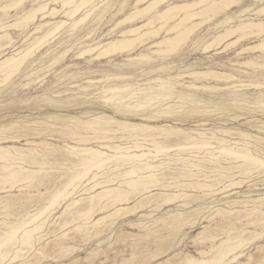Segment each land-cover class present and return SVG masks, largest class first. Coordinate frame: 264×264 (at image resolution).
Here are the masks:
<instances>
[{
	"label": "rangeland",
	"instance_id": "374dc122",
	"mask_svg": "<svg viewBox=\"0 0 264 264\" xmlns=\"http://www.w3.org/2000/svg\"><path fill=\"white\" fill-rule=\"evenodd\" d=\"M39 1L40 0H24L23 4H21L23 8L20 5L14 9L11 8L12 10L8 9L5 12L1 10L0 23L13 22L21 11H28L43 2L46 4L49 3L47 4L48 10L55 8L56 10H60V12L58 11L53 19L47 18V20H42L40 18L41 15H39L34 22L35 24L28 25L29 27L27 26V29L23 27L8 29L7 32L10 34L12 43L7 46L8 48H3L0 51V57H3V55H10L15 50L17 51L24 48V45L30 44L34 39V36L30 35L33 31V26L48 20L54 23L67 20L63 16L60 1L41 0L40 3ZM136 1L137 0H93L92 5H90L91 7H86L87 9L85 8L80 11L79 15L76 17L80 18L85 14L84 11L90 10L91 16L89 15L86 18L88 20L85 19L83 21L84 23L81 22L78 24L76 26L77 28L75 27L72 29V32L69 31V25L62 27L54 36L55 40L53 38L49 41L51 42L50 44L48 42L46 46H41L40 48L43 47L42 50L39 48V51L36 50L37 53H34L27 59L25 63L26 66H24L25 68L22 67L20 71L17 72L18 74L14 75L10 81L0 82V145L16 146L22 149L32 148L35 151L34 154L38 156L45 155L48 160V164L44 169L47 175L44 174L41 183L37 182L36 184L31 182L32 187L29 184L31 187L30 189L29 187H26V189L20 188V185H22V187L25 186V184L20 183L15 185L14 188L10 190V193H0V196H7L9 194L18 195L16 199H12L14 206L10 208L11 211L9 210L7 212L10 217L4 214L0 216V223H3L0 226L2 230H4L6 223L11 224L17 220H21L27 212L31 214L35 213L36 209L40 208L42 203L51 197L54 190L64 184L72 173L75 172L70 168L72 167L71 163H67V161L64 160L66 153H64L63 149L60 150V148H66V145L77 146V139L70 136V130H75L79 120L86 121L90 119V115L96 112H104V115L109 117V119L103 120L104 123H106L105 121L109 122L108 124H104V127L109 129L110 133L116 134L117 139L107 144H129V146H133L132 144L134 142H138L142 143L146 148H152L149 143L143 141V132L139 131L140 129L134 131L132 127H128L126 130L123 128L122 124L146 125L149 127H159L160 129L168 131H170V129H182L192 134V136L194 135L197 139H199V137L196 136V132H204L208 137V139L205 137L207 140H209L211 134H214L216 138L225 139L230 143L242 142L240 144H248L246 147L264 161V68L259 66L264 65V50L262 49L260 51L259 49H254L251 51H243V49L247 47L258 44L264 37L248 35L245 36L246 39L242 38L230 44L238 38L237 34H234L229 37L231 39L228 38V40L219 43L220 45L214 44L215 46L212 45L208 47L218 34L238 24L240 21L257 22L259 20H264V12H258V10L264 6V0H240L238 3L231 5L227 10L221 11V13L218 12L219 14L215 13L198 17L199 20L198 18L192 19L188 24L201 23L193 29L185 39L186 41L184 40V42L181 41L178 43L179 45L174 49L177 51L172 50L174 53L172 51L161 52L159 54L153 52L157 48L149 50L150 44L153 41L167 34L173 35V33H167L165 29H163L155 38L147 39L144 44L140 45L139 43H135L132 47L133 49L118 51L117 53L109 54L110 56H100L99 58L97 55L100 51L95 50L97 53L94 51V53L91 52L93 54L90 53V55L89 53H86L87 55L82 54L83 57L80 53L86 50L88 46L93 47L98 45V43L104 45L113 40L115 41L119 38L118 36L122 29L138 27L146 22L145 17L148 14L138 18V21L121 22L126 18L127 14L134 11ZM180 2L182 3L183 1L166 0L158 5L156 10H152V12L162 11L168 7L167 5L181 4ZM6 3L5 0H0V8ZM142 5L144 6L145 2L138 5V7L142 8ZM226 19L228 20L225 21ZM176 21L177 20H171L167 25H171ZM67 22L69 23L70 21ZM162 23L164 22L160 21L159 23L157 21L154 26L157 28ZM118 25H121V27ZM21 28L22 30H20ZM113 28H115V30H113ZM38 36H41V34ZM217 46L219 48H217ZM163 48L166 50L165 46H162V49ZM140 55L149 56V59L145 60L144 58V60H142ZM248 61H252L257 67L253 66V68H251V65H248V68L247 66L245 67L246 64L243 63ZM219 73L223 75V78H215V74ZM216 80L218 82H216ZM255 86L259 87L257 88ZM115 88H118L120 91L117 90L115 93L109 91L103 93V90ZM197 88L200 90L198 89V91ZM205 88H208L207 90L210 91L208 92ZM165 91L171 92L170 97H166V101L162 99L158 101L157 95L166 94ZM129 93H135V95L119 100L122 105L128 102H135L137 101V97H140L138 102L142 105L150 106V109H160L167 112L170 110V114H168L169 118L167 117L164 120V118L158 117L151 119H145L139 116L125 117L111 109L110 105H112V103L105 102L104 99V97H112L113 95L114 97H122ZM151 98L153 99L151 100ZM141 108L142 107H133L132 113L137 114L145 112V115H148L146 114L147 110L142 111L145 107L142 108V110ZM10 126L13 129H11ZM66 130L68 132H66ZM224 131H227L228 134L223 133ZM78 132L81 136H94L92 130L89 128H79ZM239 133L248 136L241 137ZM164 135L163 131L158 130L154 132L152 138H154L155 142H160L161 145L165 146H174L181 140L172 135H165L166 137ZM105 136L106 135L99 133L97 137L100 139L90 140L89 143H86L87 147L97 149L100 144H103L101 142L105 141V139L101 137ZM120 136H124V138L128 137V139H118ZM254 136H256V139ZM14 140L15 142H13ZM214 142V140H211L212 147L215 149L217 145ZM49 143L51 147L50 145H46ZM28 145L34 146L30 147ZM79 145L83 146L85 144L81 143ZM53 146L58 147L55 149ZM175 149L174 147L167 153L158 154V157L153 160L154 164L176 155ZM40 152H43V154ZM45 152L46 154H44ZM50 152H53V155L50 154ZM179 155L180 156L176 158L185 160L192 154L180 153ZM199 156L203 157L207 155L202 150ZM219 162L222 167L226 168L230 165H236V163L233 164V162L230 163V165L221 160H219ZM67 164H70V166H67ZM207 165L204 174H210L208 176L216 175V173L213 172L216 166L214 164L210 165V163ZM170 167L174 168L176 166L172 164ZM52 171L53 173H51ZM221 175L223 176L219 177L221 178L220 181L222 182V178H224V180L222 183L220 182V185H216V181L213 183L211 182L214 184V192L204 191L200 193L199 191L198 193V191L190 187L189 189H180V192L189 195V197L185 198L186 202L189 203L185 208L179 207L181 203L176 204L175 202L173 205L162 206L158 209H155L154 206H149L125 215H122L121 213L123 212H120L121 215L117 214L118 216L115 215L112 218L106 219L99 227L101 230L99 228H89L90 224L86 225V221L83 220V218H79L69 225L62 227L61 223L64 222L65 218V214H62V212L65 210L68 202L67 200H59L60 202L45 215L47 218L43 217L44 219L42 221H44V226L40 233V235H42V240L39 243L40 245H36V247L33 248L34 250H24L22 257L12 262V264H22L23 262V264H182L179 262H184L183 259H185V255L186 257H193L194 259L201 260L202 257L198 252L207 251L211 244H213V241L214 243L219 242L218 239L224 238L226 236H224V234H227L228 231L235 232L233 230L234 228H236L235 230H237V232L241 229H246L247 231L254 229L253 225L247 224L245 219H242L241 222L236 220L232 221L234 222L233 224H228L225 221V219H228V214H216V212H214L215 209L221 208L222 211L225 210V212L251 209L252 206L257 205V203L251 200L262 197L264 194V175L262 174L258 175V173L254 171L248 176H235V178L233 177L234 182L241 180V184L225 190L224 187L230 183L228 181L231 178H228L229 173L227 170H223ZM202 177V175H197L192 179V182L211 184L208 179ZM196 178L199 179L197 180ZM203 179H205L204 182L201 181ZM185 181L186 180L180 178L177 180L176 184L187 183V181ZM168 183L173 186L171 181H168ZM85 184L86 182L84 185ZM229 189H231V191ZM170 190L176 191V189H158L150 192V194L169 193ZM235 192L236 194H233ZM81 193L82 191L77 192L75 196ZM226 196L229 197L227 198ZM38 197H40V199ZM80 197H85V195ZM233 200H240L244 203L230 206L232 203L228 202ZM134 203L135 198L131 200L128 206L119 205L103 212H97L92 216V220H97L119 208L131 207ZM22 205L25 206L21 208ZM244 206L245 208H243ZM261 209L264 211V205ZM177 213H180L183 217L178 223L172 225L171 221H173V218L170 216ZM142 214H146L147 216H140ZM214 214H216V216ZM213 215L216 218H213ZM60 216L63 217L61 218ZM230 216L235 218L237 214ZM240 216H244V213L240 214ZM156 219H159V221L155 222ZM201 221H203V223ZM207 221L211 222L209 223ZM195 224L196 226H194ZM76 226H81V229L75 231L74 228ZM181 228L182 230H180ZM217 229H221V232ZM201 232H203L204 235H200ZM257 232L259 233L260 231ZM205 235H213L215 240L212 242L209 240L204 241ZM261 236L257 238L258 240L255 239L250 242L249 245H246L241 250L239 258L233 264H264V233L261 234ZM174 254L176 257H173Z\"/></svg>",
	"mask_w": 264,
	"mask_h": 264
},
{
	"label": "bare ground",
	"instance_id": "6f19581e",
	"mask_svg": "<svg viewBox=\"0 0 264 264\" xmlns=\"http://www.w3.org/2000/svg\"><path fill=\"white\" fill-rule=\"evenodd\" d=\"M5 1L7 3L0 8V12H1V10L3 12H5L6 10L11 9V8L12 9L17 8L18 6L23 4L24 0H5ZM40 1H39V3H40ZM58 1L61 2L62 10H63V16L67 20L66 21H59V22H55V23L50 22L48 20L46 22H43V23H40L38 25L33 26V31L30 33V35L34 36L33 37L34 39L31 41L30 44L24 45L25 47L22 48L21 50H17V51L15 50L14 52L12 51L13 53L10 55H6V56L3 55V57H0V82H6L8 80L10 81V79L14 75L18 74L17 72L20 71V69L22 67L26 66L25 63H26L27 59L30 58V56H32L34 53H37L36 50H38L41 46H46V44L54 38V36L58 32V30L60 31V29L62 27L69 25L70 29L69 28L68 29L70 32H72L73 31L72 29L75 28L81 22H83L90 15V12H91L90 10L86 11V12L84 11L85 14L82 17L76 18L79 15L80 11L84 10L86 7L92 5V3H93V0H58ZM165 1L166 0H137L135 2V5H134L135 6L134 11L131 12L130 14H127L126 18H124V20H122L121 22L123 23V21L137 20L141 16H143V15L146 16L148 14L145 17L146 22L144 24H142L141 26H138V27H131V28L124 29V30L122 28H120V29H122V31H120V35L118 36L119 38L116 39L115 41L113 40V41H111L107 44H104V45H100V43H98V45L93 46V47L88 46L86 48V50H84L80 54L85 55L86 53H89V55H90L91 52L94 53L95 50H99L100 52L97 55L99 58L100 56H106L109 54H113L115 52L117 53L118 51L130 50V49H133L132 47L134 46L135 43H139L140 45H142L147 41V39H150V38L152 39L153 37L155 38V36H157L159 34V32L163 29H165V31L167 33H169V32L173 33V35L171 33H170L171 35L165 34L166 36H164V37H162L156 41H153L150 44L149 50L157 48L153 52L158 53V54L161 52L162 53L169 52V51L171 52L172 50L175 49V47H177V45H179L178 43H180L181 41L184 42V40L193 31V29L201 23L200 22L197 24H191L190 25V24H188V22H190L192 19H195L198 17H202V16H206V15H210V14H215L218 12L221 13V11L227 10L231 5L238 3L240 0H182L183 2L182 3L180 2L181 4H176V5L172 4L171 6L167 5L168 7H166L162 11L152 12V10H156L158 5H160L161 3L165 2ZM257 1H262V0H257ZM144 2H145V5L144 6L142 5L143 7L139 8L138 5L143 4ZM178 3H179V1H178ZM47 4H49V3H47ZM47 4L43 2L42 4H39L37 7H35V8L33 7L32 9H30L28 11H25V12L21 11L18 16L16 15L17 17L13 22L0 23V51L3 48H6L10 43H12V39L10 37V34L7 32L8 29H11V28H17L18 29L20 27L27 29L28 25L35 24L34 22L38 18L39 15H41L40 18L42 20H44V19L47 20V18L53 19L56 16V14L58 13V11L60 12V10H56L55 8L48 10ZM36 5H37V3H36ZM22 6L23 5H21V7ZM244 7H247V6H244ZM261 11L264 12V6L258 10V12H261ZM242 12H243V10H242ZM12 13H13V11H12ZM232 17H230V18H232ZM228 19H226L225 21H227ZM86 20H88V19H86ZM171 20H173V21L177 20V21L173 22V24H171V25H167L169 23V21L171 22ZM198 20H199V18H198ZM67 21H70V22L68 23ZM137 21H135V22H137ZM157 21L159 23H160V21H162L164 23H162L159 27L156 28L154 25H155V22H157ZM119 27H121V25ZM115 28H113V30H115ZM20 30H22V28ZM25 31H27V30H25ZM39 34H41V36H38ZM234 34H237L238 38L236 39V41L231 42L230 44L235 43V42L241 40L242 38L246 39L245 36H248V35H252V36L254 35V37L255 36L264 37V20H259L257 22L240 21L238 24H236L230 28L225 29L222 33L218 34L214 39L212 38L213 41L208 47H210L212 45L215 46L214 44L217 45L221 42H224V40L225 41L228 40V38ZM252 36H249V37H252ZM58 38H59V35H58ZM229 39H231V38H229ZM54 40H55V38H54ZM23 43H25V42H23ZM50 43L51 42H49V44ZM139 44H137V45H139ZM162 46H165L166 50H164V48L162 49ZM139 47H141V46H139ZM42 48H40V49L42 50ZM217 48H219V47L217 46ZM254 49H259L260 51L262 49L264 50V39H262V41L259 42L258 44H255L253 46H250V47L243 49V51H249V50L251 51ZM174 51H177V50H174ZM93 53H91V54H93ZM127 53H129V52H127ZM161 55H164V54H161ZM83 57H81V58H83ZM78 58H80V57H78ZM95 58L98 59L97 57H95ZM140 58H142V60H144V58H145V60L146 59L148 60L149 56L140 55ZM93 60H95V59H93ZM243 64H246L245 67L247 66V68H248V65H251L252 66V67L250 66L251 68H253V66L257 67V65L255 63H253L252 61H248V62H245ZM259 66L264 68V65H259ZM254 69H256V68H254ZM190 71H192V70H190ZM197 74H200V73H197ZM203 74H201V75L204 76ZM210 74H212V73H210ZM191 75H193V74H191ZM201 75H199V76H201ZM196 77H198V76H196ZM176 78H178V77H176ZM191 78H192V76H191ZM201 78L204 79L203 77H201ZM215 78H223V75H221L220 73L215 74ZM202 79H200V80H202ZM209 81H210V79H209ZM220 81H223V80H220ZM216 82H218V81L216 80ZM227 82H229V81H227ZM202 86H204V85H202ZM238 86H240V85H238ZM255 87H257V86H255ZM191 89H194V88H191ZM198 89L199 88H197V90ZM207 89L205 88V90H207ZM117 90H119V89L115 88V89L103 90L104 92L103 91L102 92L106 93L109 91V92L115 93ZM188 90H190V89H188ZM221 90L224 91L223 89H221ZM201 91H202V88H201ZM217 92H219V91H217ZM165 93L166 94L157 95L158 96L157 100L158 101L161 99L165 100L166 97H170L171 92L165 91ZM134 95H135V93L134 94L129 93V94H126L122 97H117V96L114 97V95H113L112 97H109V96L104 97V99H105V102L112 103V105H110L111 109L115 110L118 114L125 116V117H127V116H133V117L139 116V117H142L145 119H151V118H157L158 117V118H164V120H165V118L168 117V114H170V110H169V112H167V111L160 110V109H150V106H147V105L145 106V105L140 104L138 102L140 100L139 99L140 97H137V101L128 102L127 104H124V105H122V103L119 102V100H122L125 97L134 96ZM153 98H151V100ZM147 99H145V100H147ZM154 100H156V99L154 98ZM157 100H156V102H157ZM141 101H142V99H141ZM133 103H134V105H133ZM167 103H169V102H167ZM167 103H165V104H167ZM133 107H135V108L136 107L137 108L138 107H142V108L145 107L143 110L141 108V110L142 111L147 110L146 114H148V115H145V112L133 114L132 113ZM105 119H109V117L104 115V112H100V113L96 112V113L90 115V119H88L86 121H80L79 120L76 127L74 126L75 130H70V132H69L70 136L75 137L77 139L76 142L78 145L77 146H70V145L67 146L66 145V148H60V147L59 148H60V150L63 149L64 153H66V157H64L65 158L64 160L67 161V163L68 162L71 163L72 167H70V168H71V170H74L75 172L72 173V175L69 177V179L67 181L64 182V184H62L58 189L54 190L51 197H49L45 202H43L41 207L36 209L35 213L31 214V213L27 212L23 216L22 219L20 218L21 220H17L13 223L10 222L11 224L6 223L4 226V230H2L0 227V264H12V262H14V261H16L22 257V253L24 250L30 251L31 249L35 248L36 245H40L39 243L42 240V235H40V233H41V230L43 229V226H44V221H42L44 219L43 217H46L45 215L48 212H50L51 209L60 202L59 200H62V201L67 200V202H68V204L65 207V210H63V212H62V214H65L64 215V217H65L64 222L61 223L62 227L69 225L70 223L74 222L75 220H77L79 218H83V220L86 221V225L90 224L89 228L91 227L93 229H98L106 219L112 218L115 215L118 216L117 214H120V212H123L121 214L125 215L127 213L136 212L138 209H142L144 207L154 206L155 209H158L162 206L173 205V204H175V202H176V204L181 203V205L179 207L185 208L189 205V203L186 202V200H185V198L189 197V195L182 193L179 190L183 189V188L189 189V187H190V188H193L194 190L198 191V193H199V191H200V193H202L204 191L214 192L215 191L214 190V184H212V183L214 181H216L217 184L216 183L215 184L220 185L223 182L224 178H222L223 179L222 182L220 181L221 178H219V177L223 176V175H221L223 170L224 171L227 170L229 173L228 178H231L228 181L230 183L224 187V190L228 189L232 186H239L241 184V180L234 182L233 177L235 178V176H237V177L248 176L250 173H252L254 171L256 173H258V175H260V174L264 175V161L262 159H260V157L257 154H253L251 152L252 150L250 151L246 147V145H248L246 143H245L246 145H243L244 143L240 144L242 142H240V143H236V142L232 143L231 142L230 143L229 141H227L225 139L216 138L214 134H211V137H209V140H207L208 137L206 136V133H204V132H196V136L199 137V139H197L196 137H194V135L192 136V134L187 133L186 131H184L182 129H170V131H168L165 129H160L159 127H149L146 125H130L127 123H123L122 124L123 128L126 130L128 127H132L134 131L136 129H140L139 131L143 132V134H142L143 135V141L149 143V145L152 148H146L142 143H138V142H134L132 144L133 146H129V144H126V145H116L113 143L107 144V143H111L113 140L117 139V137H116L115 133H110V130L106 129L104 127V124L109 123L108 121H105L106 123H104L103 120H105ZM16 126H18V125H16ZM119 127H122V126H119ZM79 128L91 129L94 136H92V137L81 136L80 133L78 132ZM11 129H13V128L11 127ZM158 130L163 131L166 136L172 135V136H174L178 139H181V140H179V143H177L174 146L161 145L160 142L157 143L154 141V138H152L154 132H156ZM66 132H68V131L66 130ZM63 133H64V131H63ZM99 133L106 135L105 137H101L102 139H105V141L101 142L103 144H100L97 149H94L92 147H87L86 143H89L90 140L100 139L97 137V135ZM136 133H137V131H136ZM192 133H194V132H192ZM223 133L228 134L227 131H224ZM239 135L241 137L248 136V135L242 134V133H239ZM205 137H207V139H205ZM255 137L256 136H254V138ZM247 138H249V137H247ZM71 139H73V138H71ZM118 139H125L126 140V139H128V137L124 138V136H120V137H118ZM211 140H214L215 141L214 143L217 145L215 149L212 147ZM250 140H252V139H250ZM168 141H169V139H168ZM13 142H15V140ZM4 143H6V142H4ZM81 143L85 144V145L80 146L79 144H81ZM46 145H50V143L46 144ZM28 146L31 147L34 145H28ZM42 146H45V145H42ZM36 147H38V146H36ZM50 147H51V145H50ZM57 147L53 146V148H55V149ZM174 147L176 148L175 149L176 153H177L176 155H174L172 157H168V158H166V160H161V161L159 160L160 161L159 163L154 164L153 160L158 157V154L167 153L170 149H172ZM48 149H50V148H48ZM55 149H53V150H55ZM202 150L205 152V154L207 156H203V157L199 156L200 151H202ZM63 151H60V152H63ZM46 152L44 154H46ZM34 153H35V151L32 148L31 149H22V148H18L16 146H2V145H0V193L1 192H3V193L9 192L10 193V190L13 189L15 185L20 184V183L25 184L24 187H22V185H20L21 186L20 188H22V189H24V188L26 189V187H29V189H30L32 187L31 182H34L36 184H37V182L41 183V180L44 177V174L47 175V172L44 171V169L46 168L45 166L48 164V160L46 159L45 155H39L38 156ZM40 153L43 154V152H40ZM52 153L50 152V154H52ZM180 153H189L192 155L189 156V158H187L185 160L176 158V157L180 156L179 155ZM50 154H49V156H50ZM56 154H57V152H56ZM219 160L223 161L224 163L227 162V163H229V165H230V163L233 162V164L236 163V165H230L228 168L222 167L220 165L221 163L219 162ZM208 163H210V165L214 164L216 166V169L214 168L215 166L213 167L214 168L213 172L216 173V175L208 176L210 174H208V175L204 174L205 169H207L206 165ZM172 164H174L176 167L171 168L170 166ZM225 165H227V164H225ZM67 166H70V164L69 165L67 164ZM70 168H69V170H70ZM163 169H167L168 171L163 170ZM231 171H233L234 173ZM49 173H50V171H49ZM51 173H53V171ZM208 173H209V171H208ZM197 175H202L204 178L208 179L210 183L211 182L212 183L211 184L193 183L192 179L195 178V176H197ZM225 176H226V174H225ZM180 178L186 180L187 183L176 184L177 180ZM204 180L205 179H203L201 181L204 182ZM168 181H171L173 183V186H171L168 183ZM85 182H86V184L84 185ZM29 184L31 187L29 186ZM16 188H17V186H16ZM158 189H160V190L161 189L162 190L176 189V191L170 190L169 193L150 194V192H152L154 190H158ZM229 190L231 191V189H229ZM232 190H234V189H232ZM81 191H82V193L80 195L75 196L77 194V192H81ZM233 194H236V192ZM237 194H239V193H237ZM82 195H85V197H80ZM214 195H215V193H214ZM16 197H18V195H16V194H11V195L9 194L7 196H0V216L4 214L7 217H10L7 212L10 210V208L12 206H14V202L12 199L13 198L16 199ZM23 197H25V196H23ZM226 197L228 198L229 196H226ZM38 198L40 199V197H38ZM134 198H135V203L133 206L119 208V209L114 210L113 212H111V213H109L103 217L98 218L97 220H92V216L95 213L103 212V211L109 210V209L116 207V206H119V205L120 206H124V205L128 206V204L131 203V200ZM195 199H196V197H195ZM251 201H253L254 203H257V205L252 206L251 209H245L243 211L233 210V211H228V212L226 211L225 212V210L222 211L221 208H217V209H215L214 212H216V214H221V213L228 214V216H227L228 219H225V221L228 224H233L234 222H232V221L238 220L239 222H241L242 219H245L247 221V224L253 225V227H254L253 230L247 231L246 229H241L239 232H237V230H235L236 228H234L233 230L235 232L228 231L227 234L226 233L224 234L223 233L224 231H223L222 233L224 234V236L225 235L226 236L222 239H218L219 242H217V243L216 242L214 243L213 240H215V237L213 235H205V237L203 236L204 241H206V240H209L211 242L213 241V244H211V246L209 247V249L207 251H199L198 252L201 255L202 259L198 260V259H194L193 257H186V255L185 256L183 255L185 257V259H183L184 257L182 256L183 257L182 259L184 260V262L181 261L179 263H182V264H233L241 255V250L246 245H249L250 242L257 239L259 236H261V234L264 233V211H262V209H261L264 205V194L262 197H258L257 199L251 200ZM245 202H249V201H245ZM20 203H22V202H20ZM228 203H232V205H230V206H233V205H237L239 203L242 204L244 202L243 201L241 202L240 200H233V201L228 202ZM24 206L25 205H22L21 208H23ZM224 207H226V206H224ZM227 207H229V206H227ZM243 208H245V206ZM142 213H143V211H142ZM242 213H244V216H240V214H242ZM216 214H214V215L216 216ZM233 214H235V215L237 214V216L235 218L230 216ZM214 215L212 217L216 218V217H214ZM140 216L143 217V216H147V215L142 214ZM170 217L173 218V221H171L172 222L171 224L173 225V224L178 223L183 216H181L180 213H177V214L172 215ZM206 218H208V217H206ZM147 219H149V218H147ZM157 221H159V219L155 220V222H157ZM185 221L187 222L186 219H185ZM223 221H224V219H223ZM182 222H183V220H182ZM201 222L203 223V221H201ZM207 222H209V221H207ZM227 223H226V225H227ZM2 224L3 223H0V226ZM194 226H196V224ZM80 227L81 226H76L74 228V230L79 231L81 229ZM180 230H182V228ZM220 230H218V231H220ZM257 231H260V232L258 233ZM177 232H178V230H177ZM201 234H203V232H201L200 235ZM223 234H221V235H223ZM6 246H7V249H6ZM24 253H26V252H24ZM173 257H176L175 254ZM174 259H176V258H174ZM166 263H167V261H166Z\"/></svg>",
	"mask_w": 264,
	"mask_h": 264
}]
</instances>
